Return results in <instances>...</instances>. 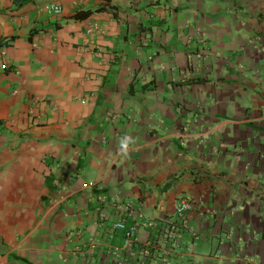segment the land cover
I'll return each instance as SVG.
<instances>
[{"label":"crops","instance_id":"crops-1","mask_svg":"<svg viewBox=\"0 0 264 264\" xmlns=\"http://www.w3.org/2000/svg\"><path fill=\"white\" fill-rule=\"evenodd\" d=\"M1 49L0 264H114L99 194L196 199L171 264H264V0H0Z\"/></svg>","mask_w":264,"mask_h":264},{"label":"built area","instance_id":"built-area-1","mask_svg":"<svg viewBox=\"0 0 264 264\" xmlns=\"http://www.w3.org/2000/svg\"><path fill=\"white\" fill-rule=\"evenodd\" d=\"M46 9L55 13L62 11L57 4H51ZM91 28L97 26L92 25ZM0 54L4 56L5 50L1 49ZM3 67L6 68L7 64ZM96 184V181H88L82 186L90 188ZM94 198L100 204L97 224L102 228L103 238L109 239L118 230L124 234L125 243L122 246L107 247L104 251L107 261L114 264H171L175 249L183 242L185 231H189L194 239L198 238L193 226L197 201L191 196L178 198L176 217L148 215L136 203L121 198L109 199L100 194ZM189 244L192 250L193 242Z\"/></svg>","mask_w":264,"mask_h":264}]
</instances>
